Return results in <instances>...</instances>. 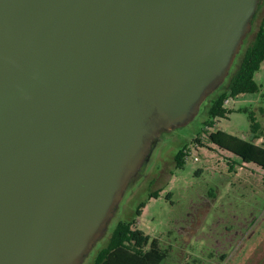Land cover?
Here are the masks:
<instances>
[{"label": "water", "instance_id": "obj_1", "mask_svg": "<svg viewBox=\"0 0 264 264\" xmlns=\"http://www.w3.org/2000/svg\"><path fill=\"white\" fill-rule=\"evenodd\" d=\"M259 0H0V264H77L163 128L226 75Z\"/></svg>", "mask_w": 264, "mask_h": 264}, {"label": "rangeland", "instance_id": "obj_2", "mask_svg": "<svg viewBox=\"0 0 264 264\" xmlns=\"http://www.w3.org/2000/svg\"><path fill=\"white\" fill-rule=\"evenodd\" d=\"M264 17V0H259L226 75L199 101L183 122L163 128L148 144L137 169L122 184L106 219L105 228L77 264H92L97 251L108 240L118 221L135 218L140 203H145L137 227L159 239L168 249L160 264H264V169L219 150L208 140V132L222 130L250 140L247 107L255 112L262 126L264 145V61L254 74L260 90L231 99L233 111L211 128L204 126L211 100L228 88L246 46ZM263 107V111L259 107ZM206 129V130H205ZM196 138L199 139L196 140ZM191 151L182 167L174 156ZM197 155L198 160L193 156ZM219 155L231 159L219 161ZM158 191V196L149 194Z\"/></svg>", "mask_w": 264, "mask_h": 264}, {"label": "trees", "instance_id": "obj_3", "mask_svg": "<svg viewBox=\"0 0 264 264\" xmlns=\"http://www.w3.org/2000/svg\"><path fill=\"white\" fill-rule=\"evenodd\" d=\"M263 60L264 17L260 21L253 39L246 46L237 69L231 75L228 88L211 100L208 119L204 121V126L213 127L218 119L227 117L233 111V109L224 106L225 99L260 90V85L255 81L254 74L259 70ZM237 110L247 113L252 133L250 140L242 139L219 129L209 131L208 140L217 148L240 158L241 162L253 163L264 169V146L255 143L261 137L262 126L253 110H249L247 107H241ZM259 110L262 112L263 107L260 106ZM196 140L199 141L198 138ZM174 161L176 167L183 166L185 163L183 149L175 154ZM230 167L232 168V164ZM158 194L159 192L156 191L149 194V197H156ZM144 206L145 203L141 202L136 209V217L141 215ZM136 217L129 221L121 220L116 223L107 243L95 254L92 264H160L167 257L168 249L160 246L158 238L150 237L138 228Z\"/></svg>", "mask_w": 264, "mask_h": 264}, {"label": "built area", "instance_id": "obj_4", "mask_svg": "<svg viewBox=\"0 0 264 264\" xmlns=\"http://www.w3.org/2000/svg\"><path fill=\"white\" fill-rule=\"evenodd\" d=\"M230 99L231 98H228V99H225L224 100V106L226 107L227 105H228V103H229V101H230ZM213 145V144H212ZM216 147V146H215ZM217 148V147H216ZM219 149V148H218ZM219 150H222V149H219ZM224 151V150H223ZM227 152V151H226ZM183 153H184V159L186 160L187 158H189L192 154H191V151H190V149H187V148H183ZM228 154H229V156L231 155H233V154H231L230 152H227ZM226 156L227 155H219V161L220 160H222L223 162H224V160H226V161H228L229 162V164H232V162H234V161H232L231 159H226ZM193 159L194 160H198V156L197 155H194L193 156Z\"/></svg>", "mask_w": 264, "mask_h": 264}, {"label": "crops", "instance_id": "obj_5", "mask_svg": "<svg viewBox=\"0 0 264 264\" xmlns=\"http://www.w3.org/2000/svg\"><path fill=\"white\" fill-rule=\"evenodd\" d=\"M263 61H264V60H263ZM263 61H262V62H263ZM260 66H261V65H260ZM246 94H247V93L240 94V95L236 96L235 99H237V98H241V97H243V96L246 95ZM231 99H234V98H231ZM231 99H230V100H231ZM226 107L229 108V109H235V108H233V107H230L229 103H228V105H227ZM239 108H241V107H239ZM228 115H229V114H228ZM227 117H228V116H227ZM214 125H215V124H214ZM210 128H211V127H210ZM261 137H262V136H261ZM261 137H259L258 139L260 140ZM258 139H257V140H258ZM256 144H257V143H256ZM259 145H260V144H259ZM263 146H264V145H263ZM244 164H246V163H244Z\"/></svg>", "mask_w": 264, "mask_h": 264}]
</instances>
